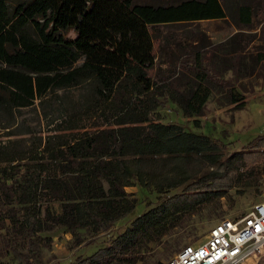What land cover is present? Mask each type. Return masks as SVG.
Returning <instances> with one entry per match:
<instances>
[{"label":"trees","instance_id":"1","mask_svg":"<svg viewBox=\"0 0 264 264\" xmlns=\"http://www.w3.org/2000/svg\"><path fill=\"white\" fill-rule=\"evenodd\" d=\"M137 1L0 0V108L10 114L54 88L88 84L93 94L83 109L61 118L58 133L44 144L39 140L23 146L11 137L0 143L3 252L12 251L25 264L41 262L44 231L65 227L74 235L82 230L92 236L109 230L134 209L136 199L126 188L135 181L144 187L154 184L162 192L190 181L183 166L187 156L197 154L211 164L222 158L221 146L210 136L152 119L160 103L170 100L181 104L186 116H200L211 94L209 82L224 88L231 103L242 107L246 102L221 78L213 61L215 46L204 37L195 45H173L168 61L176 72L162 79L164 85L151 73L155 51L164 47L160 28L226 20L220 0H168L159 5ZM257 13L251 0H238L241 24L249 25ZM232 59L238 62L237 56ZM255 60L264 62V49ZM94 116L101 122L88 130ZM109 118L111 126L102 127ZM249 144L264 149V134ZM260 153L247 155L246 168L264 158V150ZM151 155L173 159V175L142 169L141 162ZM223 177L226 174L211 172L198 184L189 182L188 191L166 197L107 245L70 264H148L143 257L147 242L158 239L178 214L221 196V188L201 184ZM234 177L241 180L242 174ZM232 180L220 182L229 186ZM78 234L76 241L81 239ZM260 260L264 264V257L252 258L254 264Z\"/></svg>","mask_w":264,"mask_h":264},{"label":"rangeland","instance_id":"2","mask_svg":"<svg viewBox=\"0 0 264 264\" xmlns=\"http://www.w3.org/2000/svg\"><path fill=\"white\" fill-rule=\"evenodd\" d=\"M220 1L228 13L226 20L198 21L160 28L159 40L164 47L161 50L156 49L151 73L164 85L162 79L176 72V68L168 61V52L174 49L173 45L179 41L186 45H195L204 37L210 45L215 46L213 61L221 78L228 79V83L235 86L237 92L246 98L245 104L239 107L231 103L224 88L209 82L211 94L202 115L186 116L181 104L165 100L155 107L151 117L164 123H178L187 130L210 136L221 146L222 158L211 164L197 154L187 156L183 166L190 181L175 188L163 189L162 192H158L154 184L144 187L135 181L126 188L129 195L136 199L134 209L105 232L91 236L81 230L79 234L76 233L81 238L79 241L65 227L42 232L41 235L47 239L41 250V262L31 261L32 264H70L78 258L92 254L107 245L145 210L158 205L170 195L188 191L189 182L198 184L202 177L206 178L211 172L226 174V177L221 178L223 180H233L229 186H223L221 179H208L206 183L203 182L201 185L205 189L215 188L214 185L221 188L222 195L213 197L194 210L178 214L172 224L164 228L158 239L147 242L143 257L148 264L157 261L165 263L169 253L175 254L186 244L204 241L210 229L219 221L239 217L253 204L264 200V158L260 157L248 168L245 166L247 155L261 154L264 150L256 146L249 147V142L256 135L264 134V62L255 60L256 53L264 49V0H251L259 13L258 16H252L249 25L238 21V0ZM137 2L151 5L169 3L168 0ZM69 35L72 36V33ZM234 56L238 58L236 64L231 61ZM92 96L89 85L83 84L50 89L43 98L36 99L27 107L12 110L10 114L0 108V143L11 137L19 138L23 146L35 145L39 140L44 144L48 136L58 133L55 127L61 118L73 110L83 109ZM100 122L101 119L94 116L88 130L98 127ZM110 123H113L112 118L102 127L111 126ZM4 125L8 127L3 128ZM8 131H13L15 135L7 136ZM174 164L171 158L151 155L143 159L141 168L170 176L173 175L171 167ZM251 167L253 173L246 177ZM234 174H242L241 180L234 179ZM247 180L252 183L246 185ZM5 234V230L0 227V264H25L12 251L3 252ZM15 246L19 250L23 249L20 242ZM136 264H141V261ZM246 264L254 262L251 259Z\"/></svg>","mask_w":264,"mask_h":264},{"label":"built area","instance_id":"3","mask_svg":"<svg viewBox=\"0 0 264 264\" xmlns=\"http://www.w3.org/2000/svg\"><path fill=\"white\" fill-rule=\"evenodd\" d=\"M257 257H264V200L239 217L219 221L204 241L184 245L164 264H243Z\"/></svg>","mask_w":264,"mask_h":264},{"label":"bare ground","instance_id":"4","mask_svg":"<svg viewBox=\"0 0 264 264\" xmlns=\"http://www.w3.org/2000/svg\"><path fill=\"white\" fill-rule=\"evenodd\" d=\"M252 258H250V259H248V260H246L243 264H246L249 260H251Z\"/></svg>","mask_w":264,"mask_h":264}]
</instances>
